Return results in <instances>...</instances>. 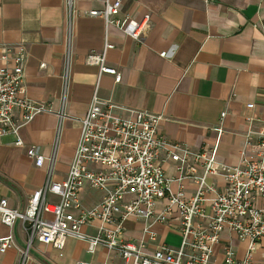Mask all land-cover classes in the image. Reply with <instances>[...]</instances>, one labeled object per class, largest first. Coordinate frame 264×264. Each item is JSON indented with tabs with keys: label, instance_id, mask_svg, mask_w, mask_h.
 Instances as JSON below:
<instances>
[{
	"label": "crops",
	"instance_id": "crops-1",
	"mask_svg": "<svg viewBox=\"0 0 264 264\" xmlns=\"http://www.w3.org/2000/svg\"><path fill=\"white\" fill-rule=\"evenodd\" d=\"M104 3L72 0L67 12L66 0H0V56L6 53L10 62L13 54L22 51L24 96L50 107L20 127L22 145H15L11 135L0 138V196L13 209L25 210L49 168L52 182L66 177L80 132L77 119L86 113L93 94L118 106L161 115L159 133L185 143L192 151L217 142L216 160L225 164L237 162L247 135L256 140L264 132V0H121L118 14L109 20L127 16L138 21L149 14L150 29L141 41L101 17L88 15L90 10H102ZM105 42L112 44L105 51V64L120 73L118 83L86 62L88 52H100ZM66 69L67 90L62 100ZM249 103L252 108L246 107ZM15 116L19 118L20 112ZM216 128L221 129L220 136ZM32 145L44 157L40 167L27 156ZM247 155L252 157L250 152ZM162 168L171 191L176 192V164L167 161ZM194 174H203L200 165L195 164ZM206 181L218 191L225 188L218 176L209 175ZM181 184L186 197L196 190L189 178ZM102 196L101 190L89 187L80 193L87 207ZM133 197L127 194L125 200ZM163 203L158 202L156 211ZM208 203H204L207 212ZM256 204L263 206L264 198L257 197ZM169 222L153 223L156 240L149 241L142 233L143 220L130 217L123 222L121 238L143 240L147 253L158 244L177 247L181 238L175 210ZM96 226L97 222L84 226L83 231L95 234ZM8 234L14 245L0 252V264H20V250L26 247L21 222L11 228L0 223V236ZM245 245L234 233L222 231L220 241L212 247L211 264L222 261L224 246L241 259ZM263 251L264 239L254 254L255 261L261 260ZM79 261L122 264L117 253L98 248L90 254L84 242L71 237L60 250L34 241L24 264Z\"/></svg>",
	"mask_w": 264,
	"mask_h": 264
},
{
	"label": "built area",
	"instance_id": "built-area-1",
	"mask_svg": "<svg viewBox=\"0 0 264 264\" xmlns=\"http://www.w3.org/2000/svg\"><path fill=\"white\" fill-rule=\"evenodd\" d=\"M66 2L69 12L72 0ZM120 4L121 0H105L102 10H90L88 15L101 17L106 24H113L126 36L141 41L150 29V15L145 14L138 21L127 16L109 20V16L118 14ZM111 47L112 44L105 42L100 52H88L86 62L96 65L99 74L112 75L118 83L120 73L105 64V51ZM161 55L165 56V52ZM0 60L6 62L0 63V138L11 135L14 144L20 146V127L35 115L48 112L50 107L24 96L21 50L12 55L10 62L6 53ZM67 82L66 69L62 100ZM252 106L246 104L247 108ZM17 111L19 118L15 116ZM58 115L59 118L63 115L62 109ZM160 120L161 115L118 106L93 94L86 113L77 119L80 132L66 177L61 182H52L49 168L45 182L31 194L24 211L9 207L7 199L0 196V223L11 228L20 221L26 234L20 264H24L27 249L34 241L60 250L69 237L84 242L90 254L98 248L117 253L122 264H211L212 247L220 241L224 230L234 233L246 245L241 259L235 258L231 247L224 246L219 264H264V251L261 260H254L264 239V205L256 204L257 197L264 198V132H259L256 140L247 135L237 162L225 164L216 160L217 142L212 147L192 151L185 143L170 141L160 134ZM216 130L220 136L221 129ZM26 153L35 166L43 164L44 157L37 153L34 145L28 147ZM167 161L175 163L179 173L176 192L171 191L170 179L162 168V163ZM195 164L202 167V175L194 174ZM209 175L221 178L225 184L223 191L207 183ZM186 178L196 184L190 197L185 196L181 184ZM85 187L101 190V200L93 206H85L80 198ZM127 194L134 197L125 200ZM206 201H209V212L204 206ZM158 202L164 203L156 211ZM173 210L177 212V231L181 238L177 247L158 244L147 253L143 251V240L134 242L121 238L123 222L134 217L144 222L143 236L155 241L156 233L151 225L169 224ZM95 222V234L83 231L84 226ZM13 245L10 234L0 236V252Z\"/></svg>",
	"mask_w": 264,
	"mask_h": 264
},
{
	"label": "rangeland",
	"instance_id": "rangeland-1",
	"mask_svg": "<svg viewBox=\"0 0 264 264\" xmlns=\"http://www.w3.org/2000/svg\"><path fill=\"white\" fill-rule=\"evenodd\" d=\"M125 225V224H124Z\"/></svg>",
	"mask_w": 264,
	"mask_h": 264
}]
</instances>
